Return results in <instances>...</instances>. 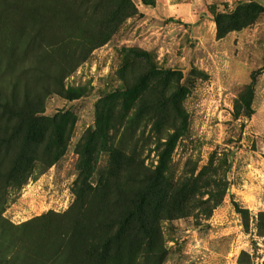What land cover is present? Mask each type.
<instances>
[{
  "label": "rangeland",
  "instance_id": "1",
  "mask_svg": "<svg viewBox=\"0 0 264 264\" xmlns=\"http://www.w3.org/2000/svg\"><path fill=\"white\" fill-rule=\"evenodd\" d=\"M129 1L137 14L123 20L111 39L64 80L65 90L82 94L69 101L57 94L44 97L43 75L53 60L42 58L31 40L33 33L37 44H42L38 31L49 21L62 26L58 10L51 11L48 0H0V101L26 88L43 98V117L69 112L75 118L63 155L54 165L35 161L21 182L11 184L5 194L0 191V264L66 262V254L55 255L60 234L71 227L67 212L75 200L79 149L95 129L97 108L104 98L125 90L119 73L132 61L125 52L130 49L150 54L161 70L181 74L188 132L176 135L173 174L184 171L197 176L208 168L219 182L214 210L209 211L214 203L210 202L189 217L161 223L167 249L163 264H264V236L258 228L261 216L264 220V0H161V14L153 11L155 0H146L154 1V7ZM248 4L256 5L255 14L239 20L235 11ZM126 79L130 86L136 81L129 73ZM162 88L169 97L172 85ZM133 99L128 95L116 101L126 103L129 113L124 122L141 125L163 115L155 116L149 104H130ZM10 120L11 115L0 109V129H10ZM6 150L11 157L16 153L13 146L4 145L0 163ZM152 150L149 146L143 154L146 165L155 164ZM93 161L88 179L92 185L96 174L107 169L108 155L97 153ZM8 168L5 160L0 170ZM207 198L203 194L201 200ZM237 209L247 214L242 216ZM13 246L33 252L39 263L9 261L16 251Z\"/></svg>",
  "mask_w": 264,
  "mask_h": 264
},
{
  "label": "trees",
  "instance_id": "2",
  "mask_svg": "<svg viewBox=\"0 0 264 264\" xmlns=\"http://www.w3.org/2000/svg\"><path fill=\"white\" fill-rule=\"evenodd\" d=\"M48 3L51 11L58 10L62 26L59 28L49 21L37 30L43 41L40 45L33 33L31 36L42 58L53 60L43 75L44 97L57 94L69 101L77 100L82 94L65 90L64 80L94 49L106 44L123 20L135 16L137 10L129 0H48ZM141 4L154 7V1L141 0ZM255 7L240 6L234 14L239 20L247 19L255 14ZM125 52L132 58L119 73L125 90L121 95L117 92L104 98L97 108L95 129L87 134L79 149L81 161L74 185L75 200L67 212L71 227L60 234L59 251L55 255L56 258L66 254L64 264H163L167 249L161 223L189 217L203 204L214 202V192L218 191L219 182L213 169L204 168L197 176L184 171L176 176L170 169L176 135L185 136L188 132L187 116L181 105L185 96L181 74L157 68L150 54L141 49ZM54 56L59 59L54 60ZM127 71L132 80L136 79L131 86L126 79ZM169 85L172 93L166 97L162 87L167 90ZM128 95L134 97L130 104H149L155 116L158 112L163 115L157 119L151 117L141 125L124 122L123 116L129 113L126 103L117 105L116 101ZM108 101L112 102L108 105ZM0 109L11 115L10 129L6 126L0 129L3 132L0 148L7 144V148L13 146L16 152L11 157L6 150L1 159L0 166L5 160L9 166L5 172L0 170V191L5 194L11 184L24 179L35 161L42 159L52 166L62 157L64 141L69 138L75 118L69 112L43 117V98L26 88L22 93L13 91L9 99L1 100ZM135 111L140 112V107ZM246 111L252 114L248 105ZM149 146L156 158L152 165H146L143 157ZM101 152L108 155L107 169L96 174V183L92 185L88 182L93 174L89 163ZM220 192L224 195L225 190ZM203 194L208 196L204 202ZM218 203L216 200L208 206L209 211ZM1 210L0 204V218ZM237 212L242 216L247 214L243 210ZM263 222L261 216L258 228L263 231L262 236ZM13 247L16 251L9 261L21 258L24 262L39 263L33 252Z\"/></svg>",
  "mask_w": 264,
  "mask_h": 264
},
{
  "label": "crops",
  "instance_id": "3",
  "mask_svg": "<svg viewBox=\"0 0 264 264\" xmlns=\"http://www.w3.org/2000/svg\"><path fill=\"white\" fill-rule=\"evenodd\" d=\"M153 11L158 12L159 14L162 13L161 0H155V7H154Z\"/></svg>",
  "mask_w": 264,
  "mask_h": 264
}]
</instances>
